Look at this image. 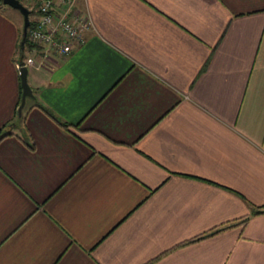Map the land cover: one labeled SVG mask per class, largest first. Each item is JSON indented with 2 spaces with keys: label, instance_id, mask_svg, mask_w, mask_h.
<instances>
[{
  "label": "crops",
  "instance_id": "obj_1",
  "mask_svg": "<svg viewBox=\"0 0 264 264\" xmlns=\"http://www.w3.org/2000/svg\"><path fill=\"white\" fill-rule=\"evenodd\" d=\"M77 6L17 115L0 5V264H264V0Z\"/></svg>",
  "mask_w": 264,
  "mask_h": 264
},
{
  "label": "built area",
  "instance_id": "obj_2",
  "mask_svg": "<svg viewBox=\"0 0 264 264\" xmlns=\"http://www.w3.org/2000/svg\"><path fill=\"white\" fill-rule=\"evenodd\" d=\"M26 1L31 3L36 16L28 17L25 38L30 46L22 62L16 64L17 68L20 65L38 67L53 58H64L83 43L84 32L91 23L77 6V0Z\"/></svg>",
  "mask_w": 264,
  "mask_h": 264
},
{
  "label": "water",
  "instance_id": "obj_3",
  "mask_svg": "<svg viewBox=\"0 0 264 264\" xmlns=\"http://www.w3.org/2000/svg\"><path fill=\"white\" fill-rule=\"evenodd\" d=\"M3 4H7L13 8H16L22 15V27H21V37H20V44L23 46L24 40H25V34H26V27L28 26L29 20H28V13L29 9L25 7L19 0H1ZM18 76H19V84H20V99L19 103L16 107L17 115L21 113V107L24 103V99L26 96H31L32 91L31 87L27 82V67L25 65H20L17 68Z\"/></svg>",
  "mask_w": 264,
  "mask_h": 264
},
{
  "label": "trees",
  "instance_id": "obj_4",
  "mask_svg": "<svg viewBox=\"0 0 264 264\" xmlns=\"http://www.w3.org/2000/svg\"><path fill=\"white\" fill-rule=\"evenodd\" d=\"M1 3H2V2H1V0H0V4H1ZM19 42H20V38H19V40H18V42H17V49H18V51H19V55H18V59H17V60H18L19 63H21V62H22V59H23V57H24V55H25V50H26L27 47L30 46V43L26 40V38H25V40H24L23 46H21V44H20ZM18 103H19V102H18ZM18 103H17V104H18ZM60 124L63 125V126H66L68 123H65V122L62 121ZM4 134H5V132H1V131H0V137L3 136ZM262 211H264V209H258V210H255V211H253V213H258V212H262ZM245 220H246V217H242L238 222L241 223V222H244ZM232 224H234V223H229L228 225H224V226H221V227H216V228H214V229L208 231L206 234H203V235H208V234L214 233V232L219 231V230H221L222 228H225V227H227V226H229V225H232ZM203 235H199V236H197V237H195V238H193V239H191V240L198 239V238H200V237L203 236ZM188 241H190V239L184 241L183 243L188 242Z\"/></svg>",
  "mask_w": 264,
  "mask_h": 264
},
{
  "label": "rangeland",
  "instance_id": "obj_5",
  "mask_svg": "<svg viewBox=\"0 0 264 264\" xmlns=\"http://www.w3.org/2000/svg\"><path fill=\"white\" fill-rule=\"evenodd\" d=\"M20 1H21L23 4H25V5L28 7V9L30 10L29 13H28V17H29V19L34 18V17L36 16V12H35L34 9L32 8L31 3L28 2V1H26V0H20ZM0 5H1L6 11H8V12H13L14 14H16V16H17V18H18V21H20V29H21L22 21H23L21 13H20L16 8H13V7H11V6L7 5V4H3V3H1ZM19 37H20V33H19ZM18 39H19V38H18ZM17 42H18V41H17ZM17 54H18V49H17ZM27 100H28V98H26V101H27ZM16 114H17V112H16Z\"/></svg>",
  "mask_w": 264,
  "mask_h": 264
}]
</instances>
